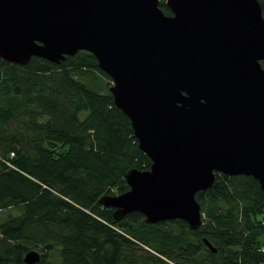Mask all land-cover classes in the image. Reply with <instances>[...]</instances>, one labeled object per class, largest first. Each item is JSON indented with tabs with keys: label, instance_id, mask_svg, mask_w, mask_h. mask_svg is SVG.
<instances>
[{
	"label": "water",
	"instance_id": "obj_1",
	"mask_svg": "<svg viewBox=\"0 0 264 264\" xmlns=\"http://www.w3.org/2000/svg\"><path fill=\"white\" fill-rule=\"evenodd\" d=\"M0 0V59L59 65L85 51L112 80L147 171L104 196L117 221L203 224L197 195L217 174L264 194V15L259 0ZM207 246L217 252L208 242ZM38 251L24 262L38 264Z\"/></svg>",
	"mask_w": 264,
	"mask_h": 264
},
{
	"label": "trees",
	"instance_id": "obj_2",
	"mask_svg": "<svg viewBox=\"0 0 264 264\" xmlns=\"http://www.w3.org/2000/svg\"><path fill=\"white\" fill-rule=\"evenodd\" d=\"M107 80L85 51L59 65L0 59V264H26L31 251L38 264H264V194L252 177L217 174L197 195V231L140 213L117 221L100 204L129 190L130 170L151 167Z\"/></svg>",
	"mask_w": 264,
	"mask_h": 264
},
{
	"label": "rangeland",
	"instance_id": "obj_3",
	"mask_svg": "<svg viewBox=\"0 0 264 264\" xmlns=\"http://www.w3.org/2000/svg\"><path fill=\"white\" fill-rule=\"evenodd\" d=\"M107 81L112 85V81H109V80H107ZM13 213L16 214L18 212L17 211H13ZM8 216H9V214L7 212L0 213V222L7 220L8 219ZM54 254H55V257L54 258L56 260H58V254L57 253H54Z\"/></svg>",
	"mask_w": 264,
	"mask_h": 264
}]
</instances>
